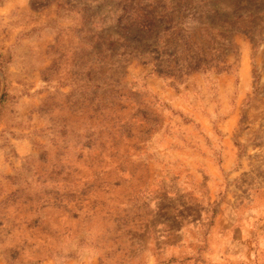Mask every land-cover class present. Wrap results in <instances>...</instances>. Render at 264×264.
Returning <instances> with one entry per match:
<instances>
[{
    "label": "rangeland",
    "instance_id": "1",
    "mask_svg": "<svg viewBox=\"0 0 264 264\" xmlns=\"http://www.w3.org/2000/svg\"><path fill=\"white\" fill-rule=\"evenodd\" d=\"M0 264H264V0H0Z\"/></svg>",
    "mask_w": 264,
    "mask_h": 264
},
{
    "label": "trees",
    "instance_id": "2",
    "mask_svg": "<svg viewBox=\"0 0 264 264\" xmlns=\"http://www.w3.org/2000/svg\"><path fill=\"white\" fill-rule=\"evenodd\" d=\"M234 19L238 21L240 20V16L234 17ZM164 20L165 18L153 19L152 22L144 25L142 30L148 34L156 28V24H161V27L164 28V26L167 25ZM200 27L204 29L198 41L194 39L193 34L191 36V33L189 36L183 34L181 38L178 37L171 41L169 40L170 37H168L170 31H167V36H157L154 41L156 42L155 50L157 54V63L166 58L173 64H170L169 68H167V70L171 71L170 74L165 75L173 77V74L177 73L178 75L187 76L193 72L219 69L221 64H223L224 60L223 57L221 58L220 54L223 46L217 49L216 47L219 45L220 41L216 39L223 38V34L229 29L227 24H216L211 22L210 26L205 27L200 25ZM193 31L198 32L196 28H194ZM168 52H170V54Z\"/></svg>",
    "mask_w": 264,
    "mask_h": 264
},
{
    "label": "crops",
    "instance_id": "3",
    "mask_svg": "<svg viewBox=\"0 0 264 264\" xmlns=\"http://www.w3.org/2000/svg\"><path fill=\"white\" fill-rule=\"evenodd\" d=\"M248 217L250 218V217H252V216L249 215ZM260 225H261V224H260ZM255 227H256V226H255ZM243 247H246V245H245V246L243 245Z\"/></svg>",
    "mask_w": 264,
    "mask_h": 264
}]
</instances>
